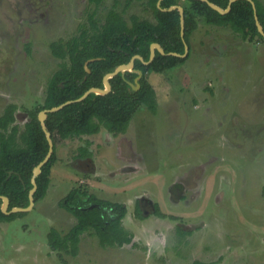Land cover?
<instances>
[{
  "label": "rangeland",
  "instance_id": "rangeland-1",
  "mask_svg": "<svg viewBox=\"0 0 264 264\" xmlns=\"http://www.w3.org/2000/svg\"><path fill=\"white\" fill-rule=\"evenodd\" d=\"M126 1L0 0V115L16 104L21 131L28 113L41 109L61 63L51 42L103 23L113 7L127 21L131 14L153 21L146 0ZM189 40L182 65L147 73L155 114L143 107L124 134L103 126L56 147L44 198L0 221V264H264V40L204 21ZM86 141L93 171L76 161ZM79 183L125 204L122 224L133 239L102 247L89 230L77 255L62 252V262L47 236L76 222L59 203ZM138 199L149 206H139L143 219ZM154 204L165 218L149 211Z\"/></svg>",
  "mask_w": 264,
  "mask_h": 264
},
{
  "label": "trees",
  "instance_id": "trees-1",
  "mask_svg": "<svg viewBox=\"0 0 264 264\" xmlns=\"http://www.w3.org/2000/svg\"><path fill=\"white\" fill-rule=\"evenodd\" d=\"M89 1L96 4L102 2ZM131 1L127 0L126 6L130 5ZM157 1L145 2L151 10L153 21L135 14H131L127 21L113 7L107 11L103 23L98 24L93 20L90 30H82L78 36L68 40L58 39L51 42L50 51L61 63L48 80L40 110L75 99L91 87L103 88V76L113 71L116 66L127 63L133 55H140L147 61L149 47L153 42L160 44L165 52L182 54L184 43L180 35L178 10L162 11L157 7ZM184 1L189 7L181 4L180 0H161L160 7H183V37L188 46L190 36L198 27L199 21L208 25L229 27L246 41L264 40L256 28L253 8L248 0H236L231 4L230 11L225 14L218 13L204 1ZM210 1L224 9L229 0ZM253 2L264 30V4L259 0ZM187 58L188 55L185 58L161 55L156 50L155 57L149 64L135 59L132 71H126L124 76L118 73L110 78L111 90L108 93H90L80 102L48 113L45 125L53 142V152L35 179L37 188L34 192V202L46 195L50 183V169L56 160L55 150L58 145L68 138L96 134L103 126L113 135L124 134L134 114L143 107L155 114L156 94L147 73H164L182 65ZM85 66L89 69L88 72ZM137 70L142 71V76L138 79L139 87L135 90L129 82L135 84ZM16 109V104L10 103L0 115V195L8 197V209L28 205V191L32 188V169L44 158L48 150L45 134L37 119L40 110L28 113L29 120L20 131L14 123ZM89 145L90 142L86 141L83 146L78 147L77 156L91 158ZM1 204L0 199V207ZM59 205L76 220L64 234L56 229H51L48 233L49 246L58 253L62 262H65L61 256L62 252L71 256L77 255L80 236L89 230H93L102 247H120L132 243L133 234L122 224L126 214L125 204L99 198L90 191L88 184L79 183L72 187ZM153 207L152 214L162 218L167 216L160 212L155 204ZM20 214L22 213L4 214L0 209V221L10 220ZM135 215L140 219L146 217L137 201ZM179 234L185 235L182 229ZM188 264L209 263L195 259Z\"/></svg>",
  "mask_w": 264,
  "mask_h": 264
},
{
  "label": "water",
  "instance_id": "water-1",
  "mask_svg": "<svg viewBox=\"0 0 264 264\" xmlns=\"http://www.w3.org/2000/svg\"><path fill=\"white\" fill-rule=\"evenodd\" d=\"M160 1L161 0L157 1V7L160 10H162V11L178 10L179 23H180V35H181V37L183 39V43H184V52L182 54H179L177 52H172V51L165 52L164 49L160 46V44L153 42L150 44V47H149V59L147 61H144L140 55H137V54L133 55L127 63L120 64V65L116 66L113 69V71L108 72L103 76V88L91 87V88L87 89L81 96H79L75 99L66 100V101H64V102H62L56 106H52L50 108L40 110L37 114V119L41 125V128L45 134V137H46V140L48 143L47 153L45 154L44 158L36 166H34L32 169V175L30 178L32 188L28 191V201H29L28 205L26 207L13 206L10 209H8V207H9L8 197L4 196V195H0V199L2 200V204H1L0 209L4 214L27 212V211L31 210L33 205H34V192L36 191V188H37V184H36L35 179L41 173V167L49 160V158L51 157L52 152H53V142L51 140L50 132L47 130L46 125H45V120L47 118L48 113L56 112L68 104L80 102V101L84 100L90 93H95V94H106V93H108L111 90V85L109 82L110 78L114 77L118 73H121V75L124 76V73L126 71H132L135 59L141 60L144 64H149L154 59L156 50L161 55H172V56H177V57H181V58H185L187 56V54L189 52V46L184 41V37H183V35H184V31H183L184 30V10H183V7L181 5H172V6H169L168 8H161L160 7ZM200 1L206 2V4L210 8L214 9L218 13L225 14V13L230 11L231 4L233 2H235L236 0H229L226 8H224V9L221 8L220 6L216 5L215 3L211 2L210 0H200ZM248 1L251 3L252 8H253L256 28H257L258 32L264 38V30H263L262 25L260 24V22L258 20V16L256 14L255 4H254L253 0H248ZM91 60H94V59H90V61ZM85 70L87 72L89 71L87 66H85ZM141 76H142V71L137 70V77L135 78V84L129 82V85L133 89H135V90L138 89V87H139L138 79H140ZM91 169H93L92 166H91Z\"/></svg>",
  "mask_w": 264,
  "mask_h": 264
},
{
  "label": "flooded vegetation",
  "instance_id": "flooded-vegetation-1",
  "mask_svg": "<svg viewBox=\"0 0 264 264\" xmlns=\"http://www.w3.org/2000/svg\"><path fill=\"white\" fill-rule=\"evenodd\" d=\"M76 161H78L79 164H86V165L91 167L90 164L92 162H91V158H89V157H78V156H76ZM137 202L139 203V206L141 207L142 210H144L146 208V206L149 207L148 203L146 201H142V200L138 199ZM153 209H154V207L152 208V210L149 209V211L152 212Z\"/></svg>",
  "mask_w": 264,
  "mask_h": 264
},
{
  "label": "crops",
  "instance_id": "crops-1",
  "mask_svg": "<svg viewBox=\"0 0 264 264\" xmlns=\"http://www.w3.org/2000/svg\"><path fill=\"white\" fill-rule=\"evenodd\" d=\"M82 136H84V135H82ZM81 137V136H80ZM83 146V145H82ZM91 150V149H90ZM91 168V167H90ZM92 171L94 170V169H91Z\"/></svg>",
  "mask_w": 264,
  "mask_h": 264
}]
</instances>
